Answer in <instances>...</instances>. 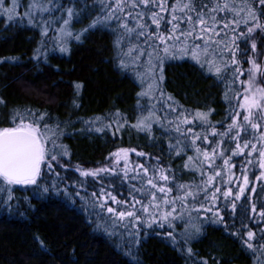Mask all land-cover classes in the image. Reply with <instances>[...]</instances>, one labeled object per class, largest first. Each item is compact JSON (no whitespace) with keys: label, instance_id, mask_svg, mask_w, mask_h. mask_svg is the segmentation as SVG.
Listing matches in <instances>:
<instances>
[{"label":"trees","instance_id":"16d2710c","mask_svg":"<svg viewBox=\"0 0 264 264\" xmlns=\"http://www.w3.org/2000/svg\"><path fill=\"white\" fill-rule=\"evenodd\" d=\"M60 2L71 6L68 0ZM174 2L175 0H167L169 6ZM245 2L251 3L252 0H231L237 8L243 7ZM28 3L29 0H20L16 14L22 16ZM205 3H208V0H205ZM10 6V0H6L5 7ZM74 6L91 15L83 14L80 22H76L74 17L71 29L73 32L86 28L92 18L100 13L99 0H77ZM253 6L258 12L262 7L258 3ZM60 15L59 11L53 14L54 17ZM167 15L166 13L165 16ZM239 15L246 13L240 12ZM219 16H223V13H219ZM232 18L231 15L228 16L229 20ZM34 19L38 20L39 17ZM145 19L147 20V17ZM59 27V23L50 24L48 36L45 37L42 35V27L29 24L27 20L17 21L14 18L9 21L4 15H0V101H3L0 103V127L13 126L10 121L12 109H21L26 121L32 120L33 117L30 113L23 112L24 109L35 112L37 116L45 113V119L40 122L41 128L47 124L53 132H62L56 142L66 145L68 152L67 156H58V162L52 161L53 172H47L46 163L41 166V177H38L37 183L49 185V192H40L35 185H13L10 190L16 199L11 201V211L4 207L7 193L0 192V264H198L200 259L207 260L208 264H258L257 257L264 261V255L259 252L254 254L253 250L243 243L248 230L256 233L250 241L254 246L264 243L259 239L264 234L261 231L264 230V219L258 217L260 201L264 199V181L259 180L256 187L251 182L249 192L235 200L237 208L234 211L231 210V203L236 197L234 190L241 181L232 188L231 196H222L223 191L227 190L224 177L230 162L235 164L233 174L240 175V180L243 177L241 174L246 170L251 171L252 177L255 178L260 168L247 163L252 156L255 157L248 152L233 155L229 159V165H224L222 158L232 154L229 149H234L236 142L229 143L228 136H213L212 130L214 127L216 133H224L227 124L232 122L229 113L238 109L243 91L241 77L236 76L233 82L231 77L234 70L230 68L227 78L221 82L213 74L202 70L190 56L166 60L163 89L178 103L173 105L176 114L170 112L164 118L162 104H156L148 97L138 98V93L146 91L151 81L145 77L141 83L136 73L145 72V67L132 65H145L147 57L133 53L132 59L125 57V63L129 67L119 66L117 49L114 47V41L117 39V34L113 31L117 28L115 23L109 28L89 30L81 36L79 42L68 40L63 45L68 49L65 52L59 50L62 46L59 42H53L56 39L53 29ZM155 28L153 25L152 29ZM163 28L162 22L161 30ZM245 30V26L241 24L239 31ZM252 39L257 45L255 51L264 52V35H261L260 30L253 33ZM237 42L239 48L236 51V60L239 61L241 71L250 66L249 58L256 59L257 63L264 67V59L253 56L250 42ZM131 44L143 46V41L133 39ZM121 47L127 52L126 43ZM246 48L249 49L247 58L242 54ZM43 53L47 54L46 62ZM36 56H40L39 61L34 58ZM219 62L217 59V63ZM261 80L264 86V78L261 77ZM77 84L82 85L78 92L75 87ZM74 101L79 107L74 106ZM138 104H153L154 108L158 109L156 114L161 117L163 126L153 123L149 134L130 127L137 122L143 111ZM209 109L213 111L208 116V123L196 116L197 110L208 112ZM117 110L127 120L119 130L113 127L105 128L103 133L87 131L81 122V119L100 117L107 123V118ZM143 114L147 115V112ZM177 115L181 118L187 117L188 120V123L184 124L181 119V132L191 127L198 136H207L206 141L197 140L194 146H189L190 148L212 150L223 141L221 148L224 149V155L218 156L222 161L216 160L209 166L203 162L202 154H197L194 150L182 151L180 155H177L176 151L169 152V143L174 145L179 140L182 145L185 144L184 137L174 132L175 123H169L175 122ZM111 122L117 121L113 117ZM97 126L102 127L103 124ZM121 148L137 151L131 153L129 169L137 164L150 167L156 164L155 158L159 157L163 167L171 168L172 171L168 173L170 178L174 175L175 183L180 185H199L201 173L207 176L213 173L214 167L220 169V176L208 186L210 193L215 187H219L221 192L216 195L220 198L214 203L205 204L199 213L193 209L191 199L188 201L192 223H198L201 228L199 236L187 244L193 249L194 255L189 256L186 251H182L186 246L179 235L185 231L187 217L185 220L172 221L173 230L167 222H152L146 214L138 212L142 219L139 227V245L132 249V256L136 258L133 260L127 255L130 241L111 234L113 229L107 214L97 218L92 212L89 193L96 192L99 195L97 189L101 186L100 181L90 176L82 177L80 172L110 166L113 159L110 154ZM140 152L147 155L141 157L138 155ZM189 156L193 157L192 162L188 161ZM123 163L122 161L121 166ZM185 164H188V167H184ZM103 184L105 191L111 192L117 199H129L127 183L121 186L119 181L113 179L104 180ZM109 184L111 187H107ZM76 185H81L87 191H80ZM135 186L142 187L140 184ZM167 186L173 188L171 196L182 195L171 179ZM253 187L256 189L255 193L251 192ZM64 189L67 191L64 192ZM74 190L79 191L84 199L71 195ZM36 192H39L38 197L34 195ZM137 199L148 203L144 196H137ZM159 199L158 193L157 202ZM200 200L203 202V196ZM108 203L111 204V201ZM242 203L249 209L246 217H241ZM251 203H256V213L251 212ZM139 207L137 205V208ZM177 208L179 209V205ZM209 208L211 211H208ZM217 208L229 227L225 228L214 215ZM120 210L121 208L117 207V211ZM149 211L154 209L150 207ZM232 224H235V227H231ZM117 231L123 233V229ZM170 231L177 241L175 245L166 238V233ZM35 237L42 240L45 249L41 248Z\"/></svg>","mask_w":264,"mask_h":264},{"label":"snow or ice","instance_id":"6c2138e0","mask_svg":"<svg viewBox=\"0 0 264 264\" xmlns=\"http://www.w3.org/2000/svg\"><path fill=\"white\" fill-rule=\"evenodd\" d=\"M76 2L77 0H68V4L71 6H65L60 0H29L27 10L21 16L16 14L17 9L20 7V0H10V7H5L6 0H0V15H4L9 21L14 18L17 21L27 20L29 24L42 27V35L45 37L48 36L49 25L59 23L60 27L53 29L56 33V39L53 42H59L62 45L59 49L61 52L68 51L67 47L63 46L68 40L79 42L81 36L89 30H96L100 27L109 28L112 23H115L117 28L113 31L116 32L117 39L114 41V47L117 49L119 66L121 68L129 67L125 63V57L132 59L133 53L137 56L147 57L145 65H132L133 67H145V72L136 73L141 83L144 82L145 77L151 81L146 91L138 93V98L148 97L156 104H162L164 106V118L170 112L176 114V108L173 105L178 103L163 89L164 62L166 60L183 59L190 56L202 70L213 74L221 82L227 78L229 69L233 68L234 75L231 78L235 82L236 76L242 74L239 61L236 60V51L239 48L238 40L243 41L245 44L250 42L249 46L253 51V56L264 59V52L255 51L257 45L255 40L252 39L253 33L257 30H260L261 35H264V19H262L264 18V0H252L251 3L245 2L241 8H237L235 4L231 3V0H208V3H205V0H175L171 6H169L167 0H99L100 13L92 18L91 23L86 28L73 32L71 29L74 17L76 22H80L83 14L91 15V13H85L84 10L76 8L74 6ZM256 3L262 6L259 12L253 6ZM57 11L61 15L54 17L53 14ZM240 12H244L246 15L241 16L239 15ZM166 13L168 14L167 17L165 16ZM219 13H223V16L218 17ZM229 15L233 17L231 20L228 19ZM34 17H39V19H34ZM162 22L164 25L163 30H161ZM182 24L184 27H181ZM241 24L245 26V31H239ZM153 25L156 26L155 30L152 29ZM133 39L142 40L143 46L140 44L133 46L131 44ZM125 43L128 45L127 52H124L121 47ZM248 50L246 48L242 53L246 58ZM39 51L40 49L37 50V52ZM43 56L46 62L47 54L43 53ZM226 57H230V59H226ZM34 58L37 61L40 60V56ZM217 59H219V63H217ZM249 59H251V67L247 69L249 79L246 83L248 86L244 90L243 103L238 104L239 108L246 109V114L241 119V114L233 110L229 113L232 122L227 124V130L224 133H216L213 127V136H228L229 143L236 142L235 148L229 149L232 155L242 154L244 149L251 144L250 151L253 153L259 151V168L264 169V144H261L260 149H257L256 146L257 143L264 141V87H254L258 73L264 78V67L261 63H257L256 59ZM75 87L78 92L82 85L77 84ZM225 100L227 101L226 94ZM2 102L0 101V103ZM73 103L75 107H79L75 101ZM138 107L143 111L137 118V122L130 125V127L149 134L153 123H160L163 126L161 117L156 114L158 109H155L153 104L146 106L138 104ZM211 111L213 110L209 109L208 112L197 110L196 116L201 121L208 123V116ZM23 112L30 113L33 119L26 121L21 109H12L10 121L13 126L0 127V192L7 193L4 207L9 211L12 207L11 201L16 199L10 190L11 186L35 185L40 192H49V185L37 183L38 177H41L42 164L46 163V170L51 173L54 171L52 161H57L58 156L68 155L67 146L56 142L63 133L53 132L47 124H44L43 129L41 128L40 122L45 119V113H40L37 116L35 112L29 109H24ZM143 112H147V115H144ZM113 117L116 119V123L111 122ZM181 119L184 124L188 123L187 117L181 118L179 115H177L175 122L169 121V123H175L174 132L184 137L185 144L182 145L179 140L174 145L169 143L170 153L176 151V154L180 155L182 151L194 150L197 154H202L203 162H206L209 166L213 163V157L224 155V149L221 148L222 140L216 148L212 149L211 153L207 149L201 150L199 147L190 148L189 146H194L197 140L206 141L207 136H198L191 127L181 132ZM107 120L108 122L105 123L102 118L93 117L88 120L81 119V122L85 125V130L97 133H103L105 128L115 127L119 130L127 123L126 118L121 115L119 110L109 116ZM121 120L123 123H120ZM98 124H103V126H97ZM233 132L234 135H232ZM241 133L251 137V139L243 141V147L239 142ZM113 135H115V132ZM131 151L134 152L135 149ZM110 155L113 157L110 166L85 169L80 172V175L82 177L90 176L100 181L101 186L97 189L99 195L96 192L89 193L92 212L97 218L107 214L113 229L111 234L122 237L125 241H130L127 255L136 260L132 256V249L139 245V227L142 217L137 214L138 212L146 214L152 222H167L173 230L174 224L172 221L185 220V217H187L185 231L179 233V235L186 246L182 251H186L189 256L194 255L193 249L188 247L187 244L190 240L199 236L201 228L198 223H192L188 201L191 199L193 209L197 213L204 209L205 204L217 201L220 197L216 193H220L221 189L215 187L214 191L210 193L208 186L212 185L216 177L220 176V172L214 171V175L208 174L207 176L201 173V184L185 186L176 184L174 175L170 178L168 173L172 171L171 168L163 167L159 157L155 158V165L145 167L142 164H137L134 168L129 169L128 149L121 148ZM138 155L145 157L147 154L140 152ZM197 160H199V155ZM121 161L124 162L122 166ZM188 161L192 162L193 157L189 156ZM247 163L252 164V161L248 160ZM223 164L229 165V160L224 159ZM184 167H188V164H185ZM232 167H235V165L229 166V179H231ZM56 175L59 176L58 173ZM261 178H264V171H261L259 176L256 177L257 180ZM113 179L119 181L121 186L124 183L129 185V199L119 200L111 192L105 191L103 181ZM170 179L177 190L182 192L179 197L170 195L173 192V188L167 186ZM136 184H140L142 187L137 188ZM248 184V176L245 173L243 176L244 186L239 188L236 197L233 198L231 210L234 211L237 208L235 200L243 196L245 186ZM51 186L55 187V185ZM75 187L80 191H87L81 185ZM107 187H111V185L109 184ZM63 191L66 192L67 189ZM251 192L255 193L256 189L253 187ZM158 193L160 195L159 202H157ZM34 195L38 197L39 192L34 193ZM71 195L81 200L84 199L80 196L79 191L74 190ZM231 195V187H228L222 193L224 198ZM137 196H144L148 203L137 199ZM201 196H203V202L200 200ZM109 201H111V204L108 203ZM245 201H247V197H245ZM260 204L258 217L264 219V199L260 201ZM137 205L140 207L137 208ZM177 205H179V209ZM117 207L121 210L117 211ZM150 207L154 211L150 212ZM250 208L252 213L257 212L256 203H251ZM240 210L241 217H246L249 209L245 203L240 204ZM208 211H211V208ZM214 215L217 216L221 224H224L225 228L229 227L224 222L223 216L219 215L218 208ZM241 224L243 225V219H241ZM231 227H235V224H232ZM117 229H123V233L117 231ZM261 231L264 233V230ZM255 235L256 233L248 230L247 238H243V243L249 249H252L254 254L259 252L264 255V243L254 246L250 242ZM166 238L173 245L177 243L171 231L166 233ZM35 239L40 243L42 249L46 248L39 237H35ZM259 239L264 241V234ZM257 260L258 264H264V261H260L259 257H257ZM137 264H142V262H137ZM198 264H208V261L200 259Z\"/></svg>","mask_w":264,"mask_h":264},{"label":"rangeland","instance_id":"374dc122","mask_svg":"<svg viewBox=\"0 0 264 264\" xmlns=\"http://www.w3.org/2000/svg\"><path fill=\"white\" fill-rule=\"evenodd\" d=\"M251 67V62H250V66L248 67V69ZM240 72L242 73L241 75H239L240 77H241V83L242 82H244V83H242V85H243V91H242V93H241V95H240V101H239V104H242L243 103V95H244V90L247 88V81H248V79H249V75H248V72H247V69L245 70V71H241L240 70ZM254 87H264L263 86V84H262V80H261V76H260V74L258 73L257 74V77H256V80H255V82H254ZM237 111L241 114V119H242V117H243V115L244 114H246V109H243V108H239L238 107V109H237ZM213 130V129H212ZM235 134V133H234ZM245 139H251V137H248V136H245L244 135V133H241V140L239 141V142H242V140H245ZM253 142H255V141H253ZM241 144V147H243V142L242 143H240ZM261 144H264V141H261V142H259V143H257V149H260V147H261ZM129 150V158H128V161H129V159H130V156H131V153H137V151H131L132 149H128ZM251 150V144H249V146H248V148H245L244 149V152H248V153H251V154H253L255 157H253L252 156V158H250V160L252 161V164H249V165H255V166H259V163H258V161H259V151H257V152H255V153H253V152H251L250 151ZM218 151H219V149H218ZM208 152L209 153H211L212 152V150H208ZM233 155L232 154H230V156L229 157H227V158H225V156L222 158V160H224V159H230L231 157H232ZM213 159V162H216V160L218 161V160H221V159H219L218 158V156H216V157H213L212 158ZM221 160V161H222ZM122 162V161H121ZM231 165H235L234 163H232V162H230V166ZM249 165H248V167H249ZM254 167V166H253ZM252 167V168H253ZM229 169V168H228ZM220 169L218 168V167H214V169L212 170V172L213 173H211V174H213L214 175V171H219ZM234 171H235V169H234V167H232L231 168V179H229V172H227V174H226V176L224 177V184L226 185V187L228 188V187H231V189L233 188V187H235V186H237V184H238V182L239 181H241L240 183H239V185H238V187H237V189L236 190H234V193L235 194H237L238 193V190H239V188L241 187V186H244L243 185V177H241V180H240V175H234L233 173H234ZM261 171H264V169H260L259 170V172H258V175L257 176H259V174H260V172ZM220 172V171H219ZM245 173L247 174V176H248V180H249V184L247 185V186H245V192H244V194L246 193V192H249V189H250V184H251V182H252V184H253V186L255 185V187H256V185H257V183H258V181L259 180H257L256 179V177L255 178H253L252 177V172L251 171H249V170H246V171H244V173L243 174H241V175H245ZM217 178V177H216ZM260 180H263L264 181V178H261ZM243 194V195H244ZM242 197V196H241Z\"/></svg>","mask_w":264,"mask_h":264}]
</instances>
